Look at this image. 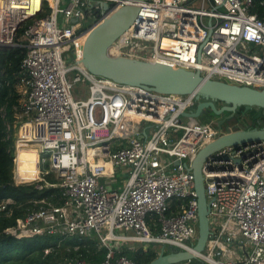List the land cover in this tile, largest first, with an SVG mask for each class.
Masks as SVG:
<instances>
[{
  "label": "built area",
  "instance_id": "1",
  "mask_svg": "<svg viewBox=\"0 0 264 264\" xmlns=\"http://www.w3.org/2000/svg\"><path fill=\"white\" fill-rule=\"evenodd\" d=\"M254 2L143 0L109 51L264 88V18L251 11ZM130 3L0 0V48H26L17 84L16 126L20 122L21 127L15 157L23 147H37L39 176L30 181L39 189L59 187L64 198L62 205L36 200L6 232L19 238L56 235L58 246L73 239L78 253L68 264H93L81 252L90 241L107 248L100 264H137L120 254L123 244L194 250L198 236V196L186 163L220 135L218 121L184 115L197 101L195 92L119 83L91 73L81 62L91 27ZM80 81L89 82L86 99L73 94ZM14 172L17 183H28ZM50 173L58 182L46 179ZM203 174L211 236L201 260L232 264L220 258L226 243L240 239L250 247L240 264H262L264 140L217 150L204 163ZM117 177L121 188L112 185ZM12 202L0 200V213L10 215Z\"/></svg>",
  "mask_w": 264,
  "mask_h": 264
},
{
  "label": "water",
  "instance_id": "2",
  "mask_svg": "<svg viewBox=\"0 0 264 264\" xmlns=\"http://www.w3.org/2000/svg\"><path fill=\"white\" fill-rule=\"evenodd\" d=\"M141 1L143 0H132V3L116 9L91 27L84 40L81 59L91 73L123 84L148 86L164 93L195 92L196 103L190 111L184 112V115L193 118H197L206 110L221 115L226 111L233 114L240 106L264 108V88L205 77L198 70L174 67L162 62L112 55L109 48L133 23L139 12L138 3ZM103 6L105 9L110 8L108 2H104ZM218 100L224 105L218 107L216 105ZM224 120L226 118L217 123L220 135L204 145L190 164L186 163L187 168L194 174L198 196L199 224L194 250L166 248L165 245L156 244V247L159 246V254L149 264H184L193 259L201 260L200 254L205 251L206 243L211 236L209 220L211 207L206 195L204 163L210 155L223 147L233 145L238 148L240 144L264 140V127L259 126L234 131L228 128V132L221 133ZM201 261L205 264L203 260Z\"/></svg>",
  "mask_w": 264,
  "mask_h": 264
},
{
  "label": "trees",
  "instance_id": "3",
  "mask_svg": "<svg viewBox=\"0 0 264 264\" xmlns=\"http://www.w3.org/2000/svg\"><path fill=\"white\" fill-rule=\"evenodd\" d=\"M251 11L264 18V0H255ZM25 53L26 48L23 46L0 48V200L7 198L13 200L10 205L11 214L0 213V264H68V258L78 253L73 250L74 248L67 249L68 245H73V241H65L58 246L59 238L56 235L38 234L19 238L6 232V228L16 224L17 218L25 216L28 209L35 206L36 200L46 199L55 205L64 203L59 187L39 189L36 183H17L14 179L15 132L20 105L17 84ZM245 108L251 107L241 106L239 111L242 112ZM207 121L209 119L205 120ZM46 179L49 182H58L53 173L46 175ZM176 205L174 202L173 209ZM50 245L54 247L46 254L45 248ZM81 252L93 264H100L106 256L107 248L99 249L95 245H90L89 250L82 247ZM120 254H125L137 264H149L158 256L159 249L154 245L145 249L139 243L133 246L123 244ZM189 264H202V261L193 259Z\"/></svg>",
  "mask_w": 264,
  "mask_h": 264
},
{
  "label": "flooded vegetation",
  "instance_id": "4",
  "mask_svg": "<svg viewBox=\"0 0 264 264\" xmlns=\"http://www.w3.org/2000/svg\"><path fill=\"white\" fill-rule=\"evenodd\" d=\"M218 102L220 104H218ZM216 101V105L218 107H221L224 105L222 101ZM241 107V106H240ZM240 107L232 114V112H224L221 115H216L211 110H206L200 116L197 117V119H200L202 122H205V120L209 119H215L216 121H219L221 119L226 118V120L222 123V130L224 132H228L227 128L231 127L232 130H238L242 128H249L254 126L264 127V118H256V116H260L264 114V109L260 107H251L250 109L245 108L240 112ZM244 114V115H243ZM242 115V116H240ZM243 119V120H241ZM240 121H242V124H240ZM231 130V131H232Z\"/></svg>",
  "mask_w": 264,
  "mask_h": 264
},
{
  "label": "bare ground",
  "instance_id": "5",
  "mask_svg": "<svg viewBox=\"0 0 264 264\" xmlns=\"http://www.w3.org/2000/svg\"><path fill=\"white\" fill-rule=\"evenodd\" d=\"M39 149L34 146L21 148L16 157V173L19 180H33L39 176Z\"/></svg>",
  "mask_w": 264,
  "mask_h": 264
},
{
  "label": "crops",
  "instance_id": "6",
  "mask_svg": "<svg viewBox=\"0 0 264 264\" xmlns=\"http://www.w3.org/2000/svg\"><path fill=\"white\" fill-rule=\"evenodd\" d=\"M111 182H112V185L117 188H121L123 185L122 178L120 177H117L116 179L111 180ZM69 240L73 241V239H69ZM65 241H68V240H65ZM90 245H95L99 247L96 241H90V244L85 246L84 248H88L89 250ZM225 246H226V251L223 253L224 255L220 258V260L224 263H230V261H232V264H240L241 261L244 258H246V256H248V253L250 252V247L243 246L240 242V239L234 240L232 243H226ZM71 248H72V245L67 246L68 250H70ZM262 264H264V262Z\"/></svg>",
  "mask_w": 264,
  "mask_h": 264
},
{
  "label": "rangeland",
  "instance_id": "7",
  "mask_svg": "<svg viewBox=\"0 0 264 264\" xmlns=\"http://www.w3.org/2000/svg\"><path fill=\"white\" fill-rule=\"evenodd\" d=\"M87 23H88V24L92 23V20L90 19ZM69 59L71 60V57H70ZM222 80H223V79H222ZM225 81H226V80H225ZM88 85H89V82H83V81H80V82L75 83V85H74V89H73V94H74V96H75L76 98H78V97H82V98L86 99V98L88 97V95H89V88H88ZM217 102H218V101H217ZM218 104H220V103L218 102ZM243 115H244V114H243ZM240 116H242V115H240ZM255 118H261V119H263V118H264V114H263V115H260V116H256ZM195 120L201 121L200 119H195ZM241 120H243V119H241ZM21 124H22V123H21ZM135 124H136V123H135ZM240 124H242V121H240ZM131 126H135V125H131ZM20 127H21V125H20V122H19V125L16 126V132H15L16 135H18L19 130H20ZM126 127H127V126H126V123H122V124H121V126H120L121 134L126 135V130H125ZM229 130H232V128L230 127ZM229 130H228V131H229ZM26 147H30V146H26ZM26 147H24V148H26ZM15 156H16V154H15ZM15 158H16V157H15ZM14 163H15V162H14ZM14 168H16V163L14 164ZM124 168H125V167H124ZM125 169H126V168H125ZM13 172H14V170H13ZM14 175H15V172H14ZM31 183H35V182H31ZM125 244L135 245V244H137V243H136V242H130V243H125ZM158 249H159V248H158Z\"/></svg>",
  "mask_w": 264,
  "mask_h": 264
}]
</instances>
